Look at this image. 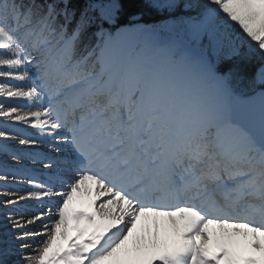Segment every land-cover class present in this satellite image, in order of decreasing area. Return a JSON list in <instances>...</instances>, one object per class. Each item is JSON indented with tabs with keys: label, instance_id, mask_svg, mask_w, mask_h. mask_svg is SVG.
<instances>
[{
	"label": "snow or ice",
	"instance_id": "snow-or-ice-1",
	"mask_svg": "<svg viewBox=\"0 0 264 264\" xmlns=\"http://www.w3.org/2000/svg\"><path fill=\"white\" fill-rule=\"evenodd\" d=\"M145 3L154 21L124 28L120 0H0V78L23 85L0 94L38 108L0 103V118L43 137L0 128V141L51 149L0 142V169L43 165L26 194L0 195V264H264V0ZM131 33L197 70L214 98L188 101L122 60L115 42ZM236 58L255 61L250 75L221 71ZM86 182L97 194L81 208ZM30 201L47 208L18 212Z\"/></svg>",
	"mask_w": 264,
	"mask_h": 264
},
{
	"label": "bare ground",
	"instance_id": "bare-ground-1",
	"mask_svg": "<svg viewBox=\"0 0 264 264\" xmlns=\"http://www.w3.org/2000/svg\"><path fill=\"white\" fill-rule=\"evenodd\" d=\"M144 24H140V27H143ZM124 28H127L126 26ZM123 30V28L121 29ZM116 49L118 51V55L122 60L125 61H136V62H141L144 64H149V66L160 76H162L166 81L171 83L173 87L177 90L179 94H181L185 99L191 102H195L198 100H212L215 96V85L206 80L204 77H202L197 70H195L192 67H189L185 64H182L179 61H171L169 60L168 56L164 53H161L158 51L157 44L155 40L144 34L143 36L140 35V33H131L128 35H125L123 37H119L116 42H115ZM140 46V48H139ZM151 58V62H148V59ZM2 79V78H0ZM1 81V80H0ZM8 88V87H7ZM12 90V88H9ZM6 95L5 94H0V96ZM15 104L20 108H22L23 112H28V104L24 101L22 102H15ZM12 123V126L14 125L15 121L14 120H7L4 118H0V123ZM16 127V126H15ZM31 129V128H30ZM18 134H23L27 136H32L34 138H40L43 139V137L40 135V133L37 130H34L35 133H33V129L28 130V128H22L18 127ZM28 130V131H27ZM47 145V144H43ZM43 148L41 149V145H38L36 148L31 149V151H24V154H35L37 152L40 153L41 157H43L44 152ZM49 149V148H46ZM3 154H0L2 156ZM15 161H11V163ZM27 164L29 162H26ZM36 164V163H35ZM43 168V166H42ZM14 172L16 173V176L21 173H24L25 178H26V183H20L23 185H15V187L18 188V192H22L23 188H28L31 187L27 183V175H32L37 177V182H39V178L42 176V172L36 171V169L29 170L27 168L26 174L25 172H17L16 169H14ZM19 181L24 182L23 179H19ZM85 187H91L92 192L86 193V192H78L76 194V201L78 203L79 207H85L88 201L95 200L96 194H97V189L95 188L94 185H92L90 182H86ZM16 188V189H17ZM26 194V193H22ZM108 197H101L99 200H96L95 206H98L100 203L106 201ZM36 203V202H34ZM39 203V202H38ZM24 205V204H23ZM40 206H45V209L47 208L46 205H42L39 203ZM33 205L29 206V209L31 210ZM29 209H27L26 213L28 212ZM54 209V207H53ZM50 223V221H45V223ZM73 236L75 233L72 234ZM42 237L41 236H36L34 238H31L28 242L32 245L33 248H37L42 246L40 243L37 245L38 241H41ZM33 254L31 251L28 252L26 255H31ZM11 257V256H10Z\"/></svg>",
	"mask_w": 264,
	"mask_h": 264
},
{
	"label": "rangeland",
	"instance_id": "rangeland-1",
	"mask_svg": "<svg viewBox=\"0 0 264 264\" xmlns=\"http://www.w3.org/2000/svg\"><path fill=\"white\" fill-rule=\"evenodd\" d=\"M98 2H103V0H98ZM140 24H144V23H140ZM126 27H131V25L126 26ZM140 35L143 36L144 34L140 33ZM139 48H140V46H139ZM151 61H152L151 58H149L148 59V62H151ZM147 65L149 66L148 63H147ZM0 70H5V69H0ZM16 75H20V73L19 72H14V76H16ZM0 80H1L0 83L6 84V86L8 88H12V91H15L16 90L15 85H21V86H23L20 81L15 80V79L5 80L4 78H2ZM234 86L237 87L238 89L245 88V84H243V83H236V84H234ZM25 90H27L26 87H25ZM22 101H24V102H26L28 104V107H26V109L28 108V111H37L38 110L37 107L31 106V102L30 101H27L25 99H22V98H19V97H17V98H9V97H7V95L0 96V103H3L6 107L8 105H12L14 107H18L15 104V102H19L20 103ZM20 109H22V108L20 107ZM18 127L28 128V130L33 129V128H31L27 124H22V123L16 122V121H15V123H14L13 126H12V123H10V122L9 123H3V122L0 123V128H6L9 131L10 136H16L18 134V130H17ZM34 130H36V129H33V133H35ZM0 142L7 143L8 144V150L9 151L20 150L22 152V154H24V151H29V152L31 151V149L30 150H24L23 148H21V146H19L18 142H16V141L10 140V141H0ZM43 146L46 147V148H48L47 145H43L42 144L41 145V149H42ZM46 148H43V152L44 153L51 151V149H46ZM24 155L27 156V154H24ZM0 157H2V156H0ZM8 160L11 163V161H12L11 160V157H8ZM26 162H29V163L28 164L25 163V169H27L28 167H30L32 170H35L36 169V171L41 172V169H42V166L43 165L35 164L31 160H27ZM12 163L14 164V162H12ZM14 169L15 168H10V167L7 168V170L0 169V177H3L5 175H7V180H8L7 185L4 184L3 180H0V195H2L5 192H8L10 190L11 191H14V192H18L19 190H18L17 187H15V185H23V184H20V183H24V185H25L26 178H25L24 173H21V175L19 174L18 176L15 175V179H14L13 178V173H15L14 172ZM22 172H24V171L22 170ZM19 179H23L24 182L19 181ZM63 190H67L66 187ZM20 193L22 194V193H25V192H20ZM31 205H33V206H32V208L30 210L29 209V206H31ZM17 208H18V212H24V213H26L27 212V209H29L28 212H30V213H39L42 209H45V206L43 207V206H40L38 202L34 203V202H31L30 201L26 205L25 204L24 205L23 204L18 205ZM0 211H2V210H0ZM52 211L55 212V208L52 209ZM17 218H19V217L17 216ZM37 231H43V229H37ZM29 240H31V238H29ZM40 243H41V241H38L37 242V245H39ZM26 254L27 253H25V255ZM19 258L20 257L18 255H13V256L9 257L8 258L9 264H13V262L16 261V260H18Z\"/></svg>",
	"mask_w": 264,
	"mask_h": 264
},
{
	"label": "trees",
	"instance_id": "trees-1",
	"mask_svg": "<svg viewBox=\"0 0 264 264\" xmlns=\"http://www.w3.org/2000/svg\"><path fill=\"white\" fill-rule=\"evenodd\" d=\"M120 3L123 7V13L121 16V20L124 22L123 25H129L128 21L136 19H139L141 23L147 22L151 24L157 16L156 13L152 12L147 7L145 0H120ZM254 65L255 61H253L252 64H249L240 58H236L232 61H225L221 65V71H226L230 67H239L241 74L250 75Z\"/></svg>",
	"mask_w": 264,
	"mask_h": 264
}]
</instances>
